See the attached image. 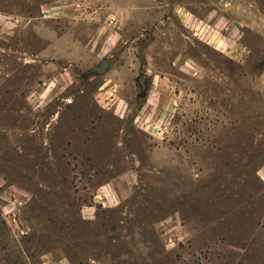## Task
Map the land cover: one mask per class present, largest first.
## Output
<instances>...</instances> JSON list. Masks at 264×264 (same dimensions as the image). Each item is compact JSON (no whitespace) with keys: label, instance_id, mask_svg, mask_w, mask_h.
Listing matches in <instances>:
<instances>
[{"label":"rangeland","instance_id":"obj_1","mask_svg":"<svg viewBox=\"0 0 264 264\" xmlns=\"http://www.w3.org/2000/svg\"><path fill=\"white\" fill-rule=\"evenodd\" d=\"M0 264H264V0H0Z\"/></svg>","mask_w":264,"mask_h":264},{"label":"water","instance_id":"obj_2","mask_svg":"<svg viewBox=\"0 0 264 264\" xmlns=\"http://www.w3.org/2000/svg\"><path fill=\"white\" fill-rule=\"evenodd\" d=\"M111 64L109 60H103L101 64L94 69L95 72L99 74H105L107 70L110 68Z\"/></svg>","mask_w":264,"mask_h":264},{"label":"crops","instance_id":"obj_3","mask_svg":"<svg viewBox=\"0 0 264 264\" xmlns=\"http://www.w3.org/2000/svg\"><path fill=\"white\" fill-rule=\"evenodd\" d=\"M236 51L238 52V56L242 55V52H240L241 50H236ZM230 53H232V51H230ZM107 194H109V193L107 192Z\"/></svg>","mask_w":264,"mask_h":264}]
</instances>
